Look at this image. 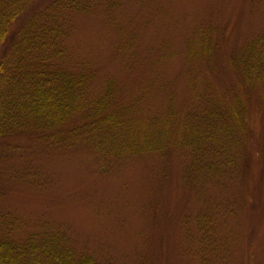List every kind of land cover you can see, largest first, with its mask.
Instances as JSON below:
<instances>
[{"label":"rangeland","instance_id":"obj_1","mask_svg":"<svg viewBox=\"0 0 264 264\" xmlns=\"http://www.w3.org/2000/svg\"><path fill=\"white\" fill-rule=\"evenodd\" d=\"M69 3L32 0L15 27L61 17L58 64L86 68L92 98L111 85L107 112L131 134L169 141L112 154L72 140L78 117L62 142L32 128L7 138L13 238L53 235L97 264H264V0Z\"/></svg>","mask_w":264,"mask_h":264},{"label":"trees","instance_id":"obj_2","mask_svg":"<svg viewBox=\"0 0 264 264\" xmlns=\"http://www.w3.org/2000/svg\"><path fill=\"white\" fill-rule=\"evenodd\" d=\"M30 1L0 0V159L3 141L28 128L46 140L62 142L63 125L75 117L82 122L70 130L72 140L86 138L102 151L145 153L165 146L169 140L164 131L158 138L131 134L115 114L107 112L111 85L102 97L92 98L87 69L66 70L58 64L67 36L61 17L35 14L15 27ZM198 138L200 133H195L183 144L191 149ZM14 227L10 215L0 216V264H97L89 256L73 257L71 249L61 247L60 238L53 235L40 239L33 234L17 241Z\"/></svg>","mask_w":264,"mask_h":264}]
</instances>
